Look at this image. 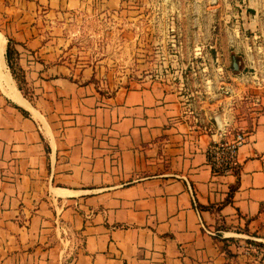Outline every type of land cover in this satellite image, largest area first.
Wrapping results in <instances>:
<instances>
[{
    "label": "crops",
    "instance_id": "obj_1",
    "mask_svg": "<svg viewBox=\"0 0 264 264\" xmlns=\"http://www.w3.org/2000/svg\"><path fill=\"white\" fill-rule=\"evenodd\" d=\"M85 3L0 0L10 25L0 31V264H233V236L264 235V102L237 149L238 175L213 171L217 131L178 93L157 81L104 92L59 56L50 35L60 27L40 19Z\"/></svg>",
    "mask_w": 264,
    "mask_h": 264
},
{
    "label": "rangeland",
    "instance_id": "obj_2",
    "mask_svg": "<svg viewBox=\"0 0 264 264\" xmlns=\"http://www.w3.org/2000/svg\"><path fill=\"white\" fill-rule=\"evenodd\" d=\"M249 5L248 0H121L119 5L86 0L40 22L60 27L50 36L78 79L109 93L160 82L179 94L197 123L221 133L218 142L247 131L264 102V30L247 28L264 27V9ZM3 13L1 32L10 28ZM12 58L21 80L16 55ZM229 245L233 264H264V235L233 236Z\"/></svg>",
    "mask_w": 264,
    "mask_h": 264
},
{
    "label": "built area",
    "instance_id": "obj_3",
    "mask_svg": "<svg viewBox=\"0 0 264 264\" xmlns=\"http://www.w3.org/2000/svg\"><path fill=\"white\" fill-rule=\"evenodd\" d=\"M217 136H221V133L217 132ZM243 141L244 133H237L226 141L220 140L211 143L208 147L207 154L210 155L208 162L213 171L218 173L234 171L233 169L236 166L235 155Z\"/></svg>",
    "mask_w": 264,
    "mask_h": 264
},
{
    "label": "trees",
    "instance_id": "obj_4",
    "mask_svg": "<svg viewBox=\"0 0 264 264\" xmlns=\"http://www.w3.org/2000/svg\"><path fill=\"white\" fill-rule=\"evenodd\" d=\"M14 44H15V42L11 38L8 37L7 38V43H6L5 58H6V61H7V65H8L11 73L13 74V76L15 78V73H14V70H13V61H12L13 58L12 57H13V55H16V60H17V51L14 48ZM22 79H23V75H22L21 80L16 79V82H18L19 88H21ZM207 158H208V160H210V155L209 154H207ZM233 170H234V173L236 175H238L237 169L234 168ZM236 178L238 179V176ZM235 187H236V184L230 189V191H233Z\"/></svg>",
    "mask_w": 264,
    "mask_h": 264
},
{
    "label": "bare ground",
    "instance_id": "obj_5",
    "mask_svg": "<svg viewBox=\"0 0 264 264\" xmlns=\"http://www.w3.org/2000/svg\"><path fill=\"white\" fill-rule=\"evenodd\" d=\"M4 46H5V40L0 35V55H1L2 51H3V49H4ZM11 96L14 99V101H17L18 103H20L22 105H25V103L23 102V100H21V98L17 94L14 93Z\"/></svg>",
    "mask_w": 264,
    "mask_h": 264
}]
</instances>
